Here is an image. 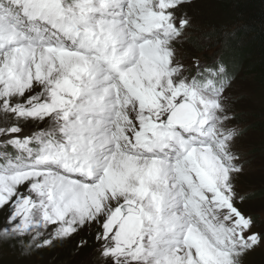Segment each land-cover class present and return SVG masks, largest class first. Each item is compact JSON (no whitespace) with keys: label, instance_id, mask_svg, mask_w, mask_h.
<instances>
[{"label":"snow or ice","instance_id":"obj_1","mask_svg":"<svg viewBox=\"0 0 264 264\" xmlns=\"http://www.w3.org/2000/svg\"><path fill=\"white\" fill-rule=\"evenodd\" d=\"M192 0H0V249L81 264H248L238 68ZM234 33H224V43Z\"/></svg>","mask_w":264,"mask_h":264},{"label":"rangeland","instance_id":"obj_2","mask_svg":"<svg viewBox=\"0 0 264 264\" xmlns=\"http://www.w3.org/2000/svg\"><path fill=\"white\" fill-rule=\"evenodd\" d=\"M187 7L194 28L212 31V25L218 27V17L221 13L214 0H194ZM220 36L222 38L214 41L213 46L208 49L209 53L221 55L223 51L234 55L239 51L237 46H241L242 42L237 38H234L233 44L229 46V39L227 45L224 43L223 32H220ZM232 91L234 95L243 97L236 108L240 113V127L247 128L237 140V147L244 157L250 160L245 172L239 177V184L245 189L259 188L264 186V92L259 89L252 76L241 70L238 71ZM87 251L85 249L79 256H74L71 245H65L20 259L13 250L4 245L0 249V264H81ZM248 264H264V256L259 252L254 253L249 257Z\"/></svg>","mask_w":264,"mask_h":264},{"label":"trees","instance_id":"obj_3","mask_svg":"<svg viewBox=\"0 0 264 264\" xmlns=\"http://www.w3.org/2000/svg\"><path fill=\"white\" fill-rule=\"evenodd\" d=\"M214 3L221 13L218 27L212 25L218 39L222 38L220 32L234 33L228 38L229 46L234 38L242 42L234 55L223 51L221 55L238 71L252 76L264 92V0H214Z\"/></svg>","mask_w":264,"mask_h":264}]
</instances>
